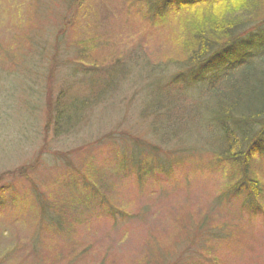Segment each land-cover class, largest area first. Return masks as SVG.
Wrapping results in <instances>:
<instances>
[{
	"label": "rangeland",
	"instance_id": "rangeland-1",
	"mask_svg": "<svg viewBox=\"0 0 264 264\" xmlns=\"http://www.w3.org/2000/svg\"><path fill=\"white\" fill-rule=\"evenodd\" d=\"M143 13L138 0H0V264H264V201L253 214L227 193L217 124L202 105L185 113L212 94L170 62L192 15ZM90 63L126 71L71 129L49 122L53 103L88 95ZM165 89L179 92L173 107ZM253 165L264 186V157ZM35 189L69 208L36 248Z\"/></svg>",
	"mask_w": 264,
	"mask_h": 264
},
{
	"label": "trees",
	"instance_id": "trees-1",
	"mask_svg": "<svg viewBox=\"0 0 264 264\" xmlns=\"http://www.w3.org/2000/svg\"><path fill=\"white\" fill-rule=\"evenodd\" d=\"M138 1L143 4L144 18L151 23L164 21L166 13L172 9L179 10L180 21L192 15V21L186 29L171 41V46L178 49V53L170 62L187 74V86H193L196 91L204 87L207 95L212 94V103L199 100L198 104L186 107L185 113L189 117L202 105L203 113H207L209 119H205L206 125L209 121L217 124L221 136L217 140L220 149L217 157L228 168L226 191L242 197L243 203L250 207V212L257 213L261 200L264 201V186L253 170L255 159L264 157V33L261 31L264 28V0H252V16L243 20L239 17H243L246 12L238 14L236 10L245 8L247 0ZM231 4L235 6L234 11ZM209 12H217V15L212 16ZM96 63H90L88 66L91 68L82 73L84 77L88 76V95L84 99H70L68 104L60 100L53 103L47 114L49 122H60V127L71 129L78 122L80 111L86 109L90 105L88 103L99 101L109 89V81L126 71L121 67L119 74L117 67L101 69L103 66ZM162 65V62L158 63L151 72L159 77L163 74L159 68ZM214 72L216 77L207 78ZM175 77L179 75L175 74ZM166 90V103L172 106L175 104L174 95L177 97L179 92ZM193 117L198 119L196 115ZM134 147L137 155L146 149L138 141ZM164 159L169 160L166 155ZM159 160L165 162L160 157ZM132 169L140 173L144 167L133 163ZM33 191L39 217L32 237V244L36 248L35 234L48 227L62 229L69 208L56 200L51 202L36 189ZM0 197V206L5 207L7 200ZM92 197L95 199L96 195L92 194ZM71 205L74 206V201Z\"/></svg>",
	"mask_w": 264,
	"mask_h": 264
}]
</instances>
